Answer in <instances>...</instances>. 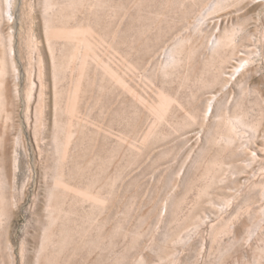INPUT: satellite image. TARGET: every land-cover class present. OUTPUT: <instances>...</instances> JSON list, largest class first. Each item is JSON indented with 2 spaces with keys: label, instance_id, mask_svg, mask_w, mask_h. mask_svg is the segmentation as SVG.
I'll list each match as a JSON object with an SVG mask.
<instances>
[{
  "label": "rangeland",
  "instance_id": "1",
  "mask_svg": "<svg viewBox=\"0 0 264 264\" xmlns=\"http://www.w3.org/2000/svg\"><path fill=\"white\" fill-rule=\"evenodd\" d=\"M0 6V264H264V0Z\"/></svg>",
  "mask_w": 264,
  "mask_h": 264
},
{
  "label": "bare ground",
  "instance_id": "2",
  "mask_svg": "<svg viewBox=\"0 0 264 264\" xmlns=\"http://www.w3.org/2000/svg\"><path fill=\"white\" fill-rule=\"evenodd\" d=\"M226 1V0H225ZM217 2V1H216ZM6 3H7V8H8V11L9 12H12L13 11V8H14V4H15V0H6ZM217 4V3H216ZM1 7V6H0ZM4 12V11H3ZM0 17H1V12H0ZM59 20V19H58ZM51 21V20H50ZM60 22V21H59ZM53 25V24H52ZM235 37H236V32L235 31H230V32H227L224 36L222 37H219V38H216L215 41L213 42L212 46H211V50L213 51V55H218L220 56V51L221 50H224V52L226 53V51L228 50L229 47H232V45L234 46L233 43H235ZM31 41V40H30ZM31 44V43H30ZM12 47V46H11ZM233 48V47H232ZM210 50V49H209ZM169 53V52H168ZM222 53V52H221ZM61 55V54H60ZM215 55V56H216ZM11 57V56H10ZM227 57V56H226ZM223 58V56L221 57ZM226 59V58H225ZM71 60V59H70ZM175 60L174 56L171 54V56L169 57V60H168V65L172 64L173 61ZM218 60V59H217ZM220 60V59H219ZM2 61V60H0ZM59 61V60H58ZM60 62V61H59ZM222 62V60H221ZM14 63V62H12ZM58 64V63H57ZM213 64V63H212ZM67 65V64H66ZM167 65V66H168ZM58 66V65H57ZM14 67V66H13ZM170 67V66H169ZM5 66L4 64H0V107L2 108L3 103H1V92H3V88L2 87V83H3V77L5 75ZM235 76V75H234ZM31 79V78H30ZM198 79V78H197ZM216 80V79H215ZM30 81V80H29ZM215 84V83H214ZM209 88V87H208ZM226 89V88H225ZM2 90V91H1ZM32 90V89H31ZM30 90V91H31ZM31 93V92H30ZM224 94V93H223ZM226 95V94H225ZM231 95V94H230ZM230 98V97H229ZM217 98L215 99V101L213 103H209L208 106H207V109H206V114H205V119H208V117L210 116V119L211 117L212 118H215L217 117V114H214V108H215V102H216ZM236 100V99H235ZM220 102H218L219 104ZM226 103V102H225ZM235 105V104H234ZM223 106V105H222ZM229 106V105H228ZM227 106V107H228ZM239 106V105H238ZM5 107V106H4ZM225 108L224 106V111L222 112V114L220 113V116H221V125H219V130L218 132L216 133V135L213 137V144L220 146V147H223L225 150H228L230 148H232L233 146H241V143L239 144L242 136H243V133H246V129H253L255 130V127L252 126V125H249L245 122L244 120V114L241 113V111H235L232 113L230 112V109L231 107H228V108ZM0 108V109H1ZM61 109V108H60ZM220 110H222V108H219ZM236 109V108H235ZM243 109V108H242ZM64 110V109H63ZM1 111V110H0ZM232 111V110H231ZM2 112V111H1ZM245 112V111H244ZM63 115V114H62ZM220 119V118H219ZM215 122V121H214ZM67 124V123H66ZM188 125V124H187ZM206 127V126H205ZM65 130V129H64ZM257 130V129H256ZM214 132V131H213ZM254 132V131H253ZM248 133V132H247ZM256 134V133H255ZM253 136V135H252ZM247 142V141H246ZM241 148V147H240ZM61 149V148H60ZM223 150V149H222ZM224 150V151H225ZM254 161V160H253ZM217 165V164H216ZM212 167V166H211ZM235 173V171H233ZM58 177V176H57ZM215 178V177H213ZM60 179V178H59ZM62 179V178H61ZM222 179V177H221ZM63 180V179H62ZM58 181V180H57ZM61 182V181H60ZM1 187V186H0ZM2 189V188H1ZM243 189V188H241ZM257 189V188H256ZM253 190V189H252ZM264 190V189H263ZM262 192V191H261ZM264 193V191H263ZM262 193V194H263ZM3 197V196H2ZM52 199V197H50ZM56 199V198H55ZM264 199V198H263ZM52 203V202H51ZM230 203V202H229ZM228 203V204H229ZM3 205L4 203L0 202V217H2L3 213L4 212V208H3ZM232 205V204H231ZM234 205V204H233ZM50 209V208H49ZM53 209V208H52ZM60 209V208H59ZM56 212V211H55ZM226 212V211H225ZM245 212V211H244ZM50 218V217H49ZM52 218V216H51ZM1 219V218H0ZM53 219V218H52ZM55 219V218H54ZM53 223L55 222H52V225ZM51 224V223H50ZM50 225V226H52ZM49 226V227H50ZM229 227V226H228ZM52 229V228H51ZM50 230V229H49ZM48 231V230H47ZM55 235V234H54ZM50 236V235H49ZM52 236V235H51ZM46 238V236H45ZM46 240V239H45ZM49 240V239H48Z\"/></svg>",
  "mask_w": 264,
  "mask_h": 264
}]
</instances>
